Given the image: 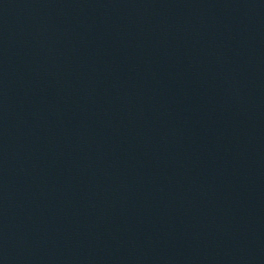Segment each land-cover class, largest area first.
<instances>
[{
    "label": "water",
    "instance_id": "obj_1",
    "mask_svg": "<svg viewBox=\"0 0 264 264\" xmlns=\"http://www.w3.org/2000/svg\"><path fill=\"white\" fill-rule=\"evenodd\" d=\"M0 264H264V0H0Z\"/></svg>",
    "mask_w": 264,
    "mask_h": 264
}]
</instances>
